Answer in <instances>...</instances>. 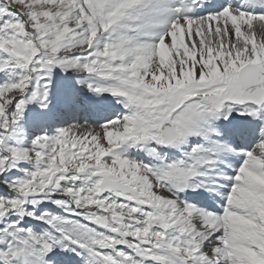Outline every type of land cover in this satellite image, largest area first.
Returning <instances> with one entry per match:
<instances>
[{
  "label": "snow or ice",
  "instance_id": "6c2138e0",
  "mask_svg": "<svg viewBox=\"0 0 264 264\" xmlns=\"http://www.w3.org/2000/svg\"><path fill=\"white\" fill-rule=\"evenodd\" d=\"M0 264H264V0H0Z\"/></svg>",
  "mask_w": 264,
  "mask_h": 264
}]
</instances>
